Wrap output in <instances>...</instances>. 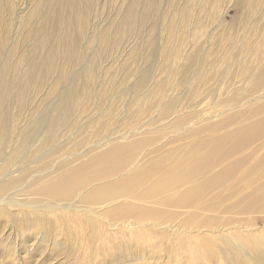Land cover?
<instances>
[{"label":"rangeland","instance_id":"1","mask_svg":"<svg viewBox=\"0 0 264 264\" xmlns=\"http://www.w3.org/2000/svg\"><path fill=\"white\" fill-rule=\"evenodd\" d=\"M67 1L0 0V91L7 99V116L0 120V180L16 179L0 201L17 204L9 207L17 221L0 216V264H113L105 253L90 245L99 242V229L81 230L91 222L98 228L107 227L106 214L95 216L104 209L94 212L93 205L91 212H85V206L78 205L72 220L59 221L52 216L46 229L21 213L29 211L31 205L47 203L37 193L27 191V186L44 191L43 186L34 184L38 176L78 153L82 155L85 149L135 129L161 126L166 130L156 139L149 134L147 142L152 147L165 142L155 154L160 157L171 151L172 161L198 149L201 143L210 145L215 138L226 141L225 135L264 118V0H76L72 7ZM72 9L77 53L65 62L64 49L53 40L57 46L55 66L39 74L36 83L27 88L26 101L16 119L11 99L15 97L7 93L14 95L25 80L24 68H16L18 60L25 64L29 57L44 56L37 37L47 29L65 37L69 31L60 29L58 17ZM128 16H133L132 22ZM79 24L82 28L78 34ZM102 35L106 43H102ZM24 51L22 57L20 52ZM63 69V80H58ZM90 71L96 72L90 84L89 105L75 120L65 107L66 95L72 89H82ZM168 78L169 95L138 117L132 116L142 107V92L155 89ZM199 78L205 83L198 82ZM107 80L110 85L102 92ZM163 100H170L167 107H162ZM112 109L116 115L111 118ZM60 115L66 119L53 127L55 136L42 148V132ZM96 117L108 120L96 121ZM69 120H75L71 126L66 123ZM212 123L221 124L210 126ZM239 132L236 139L242 138L243 132ZM145 159L138 157L139 161ZM221 162L211 164L209 173L219 170ZM238 177L236 173L227 184L233 185ZM240 181V189H229L216 199L208 195L198 198L194 200L197 205H181L172 199L171 204L152 201V208L171 209V217L166 218L171 222L161 223L168 231L164 230L163 236L157 234L151 243L132 241V251L116 249L118 264H264V214L237 205L238 195L248 188L246 181ZM191 183H174L171 193L179 194ZM259 192L256 202L261 203L264 190ZM66 200L77 198L61 199ZM193 212H197L193 216L196 219L179 226V219ZM204 217L215 219L211 225L215 232L200 235L196 231ZM112 224L116 227L119 223ZM141 232L149 239L156 230Z\"/></svg>","mask_w":264,"mask_h":264},{"label":"bare ground","instance_id":"2","mask_svg":"<svg viewBox=\"0 0 264 264\" xmlns=\"http://www.w3.org/2000/svg\"><path fill=\"white\" fill-rule=\"evenodd\" d=\"M75 1L76 0H68L67 6H75ZM58 10L60 11L61 8L56 9V11ZM131 17L133 19V16L127 17L129 22H132V20H130ZM58 18L60 29H67L69 31L68 34H63V31L61 34L65 35L64 37L57 35L56 31L45 29L46 31L42 33L40 37H37V42H39L38 45L43 49L41 50L44 51L41 54L45 53L44 56L33 57L37 59H31L29 57L25 64L22 62V59L18 60L16 68H24L22 78H25V80L20 82L21 84L14 95L7 93L8 96L15 97L11 99L14 108L12 114L16 119H18L17 116H19L21 111L19 107L26 101L27 88L36 83L39 74L42 75L44 72H50L54 68L57 57L55 48L58 46L64 49L62 57L65 58V62L66 59H71V57H74L75 53H77L75 44L76 38L75 36L73 37L75 33H72L75 27V25H73L74 9L59 15ZM52 22L53 21L50 22V28L53 27ZM80 24L77 33L81 31L82 27ZM53 40L57 42V46L55 47L52 43ZM102 43H106L103 35ZM20 55L25 57V51L24 54L20 52ZM134 57H136V54ZM66 64H68V62ZM70 64L68 66H70ZM66 67L67 65H65L64 68ZM20 72H22V70H20ZM94 72L90 71L87 78L83 80L82 84L84 85H81L83 86L82 89H72L67 92L66 100L68 102L65 103V107H69L75 120L79 113L88 108L92 93L90 89L92 86L90 84L94 80L92 79ZM13 74H15V72ZM63 76L64 69L58 80H63ZM174 77L176 76L174 75ZM169 78L171 79V75ZM169 78L165 82L159 83L155 89L149 88L147 91L142 92L140 99L142 107L135 111L132 116L138 117L148 109H151L154 105H157L163 97L169 95ZM198 82L205 83V79L199 78ZM109 85V80L104 81L103 88L100 90L105 92ZM56 86L57 83H55V87ZM13 89L15 90V88ZM4 100L7 99L3 98V91H0V120L2 117L5 118V115L7 116L5 112L7 111L5 108L6 103L4 104ZM71 102L72 106L70 107ZM161 103L162 102H160V104ZM169 103L170 100L169 102H164L163 100L161 105L162 107H167ZM16 109H18V113L15 112ZM114 114V109H112L111 118ZM65 119L66 116L60 115L55 119L57 121H54L51 126L45 127V132H42L44 138L42 148L55 136L53 127L57 126L60 121L63 123ZM212 119H215V117ZM75 120H69L66 123H69L68 125L71 126V123ZM107 120L108 119L105 120L102 117H98L96 121L105 122ZM220 124L221 123H212L210 126ZM201 125H203V123L198 124V126ZM214 128H217V126ZM165 130V128L160 126L156 127L154 130L144 128L129 131L121 135V138L125 140L115 137L111 140L99 142V147L97 145L92 148L89 147V149H85L82 155L78 153L74 158H69L67 161L55 166L44 175L40 173L42 176H38L34 184L43 186L45 192L40 189H33L32 186H27L26 190L37 193L39 199H46L47 203L40 207L31 205L29 206V211H22L21 213L30 217L34 224L38 222L40 229H46L50 228L52 216H55L56 220L59 221L64 220L69 222V220H72L77 214L76 210L78 205H84L85 212H91L90 208L93 205H95L96 208L94 212L104 209V212L95 214V216L106 214L108 222L107 227L102 225L100 226L101 228H98L95 223L91 222L90 226L88 224L87 227L81 230L86 231L88 228H92L94 231H97L99 229V242L90 243V245L95 246L98 253H105V255L110 258V263L113 264L119 263V258L115 252L116 249H120L121 251H132V246L134 244L132 241L136 240L138 243H151L152 240L156 239L157 234L162 235L164 230H167L165 227L162 228V225L167 221L171 222V218L166 219L167 217H171V209L168 208L169 206L161 209L152 208V201H155V203L171 204L172 199L177 204L181 205L186 203H188V205H197L198 202L194 200L198 198L200 199L208 195L216 199L220 195H224L229 189L233 191L240 189V180H244L248 183V188H245L243 192L238 195L237 205H243L249 209L253 208L257 212L264 214V201L261 203L256 202V199L260 197L259 191L264 190V134L258 136L253 142L250 140L252 137L264 133V118L262 121L249 123L247 126L243 127V130L242 128H238L236 131L225 135L224 139L226 141L221 138H215L210 145H202L203 143H201L197 145L200 146L198 149L189 150L182 157L179 156L172 161L170 158L171 151H169L168 154L167 152L163 153L160 157L159 154H155L164 146L165 142L161 146L156 147L149 146L147 142L149 134H154L153 137L156 139L157 136ZM238 130L240 134L243 132V135L242 138L236 139L238 137L236 136ZM1 131L0 125V133ZM248 137L250 138L248 139ZM37 148L41 149L40 147ZM242 150L248 151L242 152ZM138 157L142 159L146 157V159L144 161H139ZM203 159H205V161H201ZM215 162H221L223 164L216 172L209 173L208 169L211 167L210 165ZM63 173L64 175H62ZM236 173L239 175L237 181L233 185H228V180L233 178ZM201 174L202 176L200 179L195 182L192 181L196 176ZM183 182L192 183L185 187L187 188L185 191L173 195V192L171 193V186L174 183L181 184ZM254 182H257L256 186L252 185ZM15 183L16 179L12 177L3 181L0 180V196ZM73 196H76L77 200L61 201L62 198H70ZM250 198H253V201H250ZM7 203L8 202L0 201V216H4L5 219H9L10 221H17L16 218H13L14 214L9 210V207L17 205L16 202ZM227 207L229 206L225 205V208ZM196 214L197 212H193L189 213L186 217L180 218L179 226H182L185 222L190 223L191 220L196 219L193 218ZM33 215L34 218H32ZM126 220H130V222L127 223ZM113 221L119 223L117 229H115L117 226L113 227ZM251 221L252 219H249V222ZM214 223V218L204 217L202 218V222L198 223V225H203L195 226L196 231L200 235H206L208 231L215 232V230L211 228V225ZM22 225H24V223H22ZM192 227L193 226L190 228ZM203 227H208V229H200ZM150 228L156 230V232L152 234V237L146 239L147 235L143 234L141 231L151 232L152 229ZM250 229L254 230L253 227H250ZM169 230H171V228ZM126 237L130 238L129 241L125 240Z\"/></svg>","mask_w":264,"mask_h":264}]
</instances>
